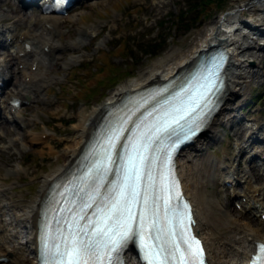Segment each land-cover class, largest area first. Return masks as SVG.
Here are the masks:
<instances>
[{
    "label": "rangeland",
    "instance_id": "374dc122",
    "mask_svg": "<svg viewBox=\"0 0 264 264\" xmlns=\"http://www.w3.org/2000/svg\"><path fill=\"white\" fill-rule=\"evenodd\" d=\"M7 1L11 4L14 2V0ZM247 1L249 0H221L219 7L213 3L208 9V16L198 17L196 23L193 18L197 17V12L186 10V0H91L84 6L75 8L65 17L64 22L62 21L63 17H57L60 23L61 38L59 40L58 34L53 37L60 43L62 41L71 42L73 39L81 37L80 45L76 48L66 46L58 49L56 53L63 52V57L60 60L59 68L51 70L52 73L46 74V66H40L39 73L49 79L47 84L41 88L43 99L23 104L22 108L15 113L19 117L18 119L24 121L21 125H17L19 132L13 134L9 130L10 132L5 134L4 140L0 141V182H2L0 186L7 189V196L11 200L27 203L37 193L40 176L57 163L55 154L49 150L51 143L54 140L63 141L64 138L72 135L74 132L73 123L76 121V117L73 116H76L79 111L101 104L113 90L148 70L156 59H164L165 55L170 54L173 49H176V54L185 50L189 44L191 45L200 38V34L205 31L209 23L221 19L224 12L236 9L238 5ZM255 2L264 7V0ZM147 4H154L157 13H149L148 9H145ZM249 6L254 7V5ZM28 11L30 13V8ZM17 13L23 14L22 11H10L9 7L2 5L0 25L5 27L10 24L8 21L1 22L5 14L16 15ZM254 15L256 19L263 16L264 13L255 11ZM239 17L246 21L247 27L243 29L261 34L258 44H254L263 46L264 26L256 27L250 18ZM189 27L192 28L188 29ZM32 28V31L36 30V27ZM79 29H87L89 35L80 36ZM67 30L71 32V36H68ZM4 38L5 35L2 36V39ZM122 45L127 46L124 51L121 48ZM157 48L161 51L157 56L144 51ZM261 54L263 55L249 58V66L255 71L256 76L245 79V88L231 105L233 111L224 116L222 122L216 123L212 133L215 134L216 140L213 143H208L212 148L206 150L200 160L207 172L206 181L203 184L204 190L208 193H216L224 200L227 198L232 200V204H229L231 211L241 221L248 222L250 226L259 229L264 235L262 222L250 216L242 203V207L239 205L240 203H237L241 199L234 197L240 192L241 187L228 189L229 196L226 194L227 191H223L221 187H219L221 190H217L215 187L218 183L211 176L215 164L207 161L218 159V163L225 166L223 173L226 174L230 170L228 167L230 159L233 161V166H236L237 160H239L240 167L246 168L249 155L257 150L258 146L255 145L252 152L250 150L239 159L240 151L236 144L241 143L242 150H247L249 143L247 134L250 131L248 128L264 123V50ZM104 57L119 67V73L130 69L133 71L113 88L107 89L110 81L105 80L102 87L96 89L99 87L100 78L109 76L105 70L107 67H103L100 63L101 60H105ZM70 59L73 61L66 65V61ZM11 62L15 70L21 71L14 77V80L19 82L25 67H18V63L14 60ZM85 62L89 63L85 65ZM96 65L97 68H95ZM228 72L230 73V69ZM89 89L91 92H88ZM256 95H259L258 99H254ZM228 124H231V127H227ZM232 127L239 130L237 136H233ZM43 132L50 134L51 143L27 139L20 142L12 141L14 136L26 135L32 138L40 136ZM0 133L4 132L0 131ZM61 147L54 150L59 151ZM18 164L23 166L22 171H16L15 167ZM261 171L262 169H255L254 184L257 187L264 183V175H261ZM238 177L242 179L241 175ZM15 210L18 211H15L14 215L21 218V207ZM212 213L210 212L208 215L219 218L213 219L215 222L210 221L207 236L218 246L221 242L226 243L235 236V226L233 221H221L222 212L215 216H212ZM22 230L20 237L25 238L26 230L24 228ZM223 249L225 248L223 247Z\"/></svg>",
    "mask_w": 264,
    "mask_h": 264
},
{
    "label": "bare ground",
    "instance_id": "6f19581e",
    "mask_svg": "<svg viewBox=\"0 0 264 264\" xmlns=\"http://www.w3.org/2000/svg\"><path fill=\"white\" fill-rule=\"evenodd\" d=\"M18 1V0H17ZM6 4L10 11H17L19 5L24 8L18 1L17 4L10 5L7 0H0V6ZM256 3L253 0H249L241 5H238L236 9H232L227 15H224L221 19H216L206 27L205 31L200 34V38L193 42L179 53H175L176 49H173L170 54L165 55V58L156 59L153 65L145 72L133 77L128 82L124 83L117 89L113 90L107 99L101 104L86 109L83 108L76 116V121L73 123L74 132L72 135L64 138L63 141L54 140L51 141L50 135H47L46 140H50L51 146L50 152L55 154L57 163L47 172L40 176V184L37 193L27 201L23 203L11 200L7 196L6 190L0 187V256H6L9 259L8 264H36V233L37 224L42 207L45 205V197L48 193V189L53 181L57 180L69 167L70 164L81 153L84 144L89 137L94 133L96 125L100 120L104 110L119 101L124 95L130 94L138 89L144 88L150 84L164 81L174 76L178 71L182 70L191 64L192 61L198 56V54L207 49L212 44H222L227 47L230 52L229 61V77L227 79V91L224 97L225 103L222 105L220 112L216 115L212 121L211 128L207 131L212 132L213 124L222 119V115L229 110L232 101L238 98L240 92L245 88V79L248 77H255V71L249 66V58L251 56H261L263 54L264 45H257L261 39V34H256L250 30L243 28L247 27L246 21L241 20L239 16L248 17L256 27L259 25L264 26V15L258 18H254L255 11H261L264 13V7L262 4ZM163 5V4H162ZM249 5H254L251 7ZM154 4L145 5V9L151 14L157 13ZM5 20H10L12 25L9 27V36L11 38V46L13 52H8L3 49L5 54L3 59H0V76L3 78L7 76L5 73L6 67L9 65L7 62L11 60V57L15 58L19 62L28 63L36 61L37 68L39 65L46 66V74L52 73L54 68L57 70L60 65V60L63 57V52L55 54L56 49H60L66 46L78 47L80 45L81 37L73 39L71 42L62 41L61 43L53 38V33L58 32L59 25L57 19L51 15L41 14L34 24L40 27L38 35L33 36L37 31H32L28 22L32 20L30 15L27 17L17 13L16 15L5 14ZM46 31V34H43ZM87 35L89 32L87 29H80L79 34ZM71 36V32L68 33ZM0 35H3V31L0 30ZM24 42L29 44V47L24 46ZM257 43V44H254ZM0 41V48L2 47ZM258 47H257V46ZM35 50L34 58H28V56ZM26 54L20 58L22 54ZM73 59L66 61V65L70 64ZM262 68V67H261ZM13 77V73L9 74ZM24 77H29L27 81L22 79L20 82H12L11 87L6 89L4 87L0 100V140H4L5 134L12 131L13 134L18 130L15 128L14 122L12 125L6 121V109L9 104V99L12 97L25 98L33 101L41 99V88L48 82L46 77L36 71L29 69L23 73ZM247 81V80H246ZM4 115V116H3ZM2 117V118H1ZM30 121V120H29ZM22 122V120H21ZM10 130V131H9ZM249 131V136L252 137L257 132L258 138L260 134L264 132V124L257 125ZM239 130L233 129V136H237ZM208 136H202L196 140V142L187 150H184L179 157L178 169L183 179L184 189L186 194L191 198L194 203L195 212L197 216V229L205 240L207 250L209 252V260L211 264H240L245 261L250 253L254 250V241H264V235L259 229L250 226L248 222L241 221L240 218L235 215L229 208L231 200L227 198L224 200L220 195L208 193L204 190V181L207 173L204 169V165L200 160V156L204 153V148H201L202 141L206 140ZM17 138L19 141H25L26 139L39 140L41 137H32L22 135L15 136L13 140ZM264 142V135L262 138ZM46 142V141H45ZM62 146L61 149H57ZM260 155H264V144L259 145ZM245 153L242 151V154ZM247 169L239 167V163L236 167L232 168L229 177L224 178L218 176V180L221 178L229 181L236 180V176L244 171V180L242 181V188L240 195L246 197L244 207L250 210V212L259 216L257 219L261 222L260 215L264 211V184L257 187L254 185L253 178H255V169L259 167L258 164H253V161H249ZM213 177H216L221 167L215 165ZM218 190V189H217ZM226 191V189H224ZM21 207L22 217L19 219L13 214L15 209ZM228 208V209H227ZM18 211V210H17ZM207 211V214H206ZM213 212L212 216L218 215L222 212V222H234L235 236L228 240L226 243H220L218 246L214 244L207 236L210 227V221L219 217H211L208 213ZM11 214V215H10ZM260 218V219H259ZM214 219V220H213ZM27 223V237L24 243L17 239L18 234H21V228ZM264 230V220L262 221ZM223 247L225 249H223ZM127 264H138L136 257L132 251L126 253ZM5 264V263H1Z\"/></svg>",
    "mask_w": 264,
    "mask_h": 264
},
{
    "label": "snow or ice",
    "instance_id": "6c2138e0",
    "mask_svg": "<svg viewBox=\"0 0 264 264\" xmlns=\"http://www.w3.org/2000/svg\"><path fill=\"white\" fill-rule=\"evenodd\" d=\"M194 109L189 110V114ZM180 112V108L175 109ZM186 116H178L170 122H166L162 128H157V133L168 131L173 125L183 128L180 124L181 120H185ZM159 138L158 136L156 137ZM120 139V131L116 130L112 137V146L115 147V141ZM126 139V138H125ZM123 147V145H121ZM141 147L146 145H132L133 155H129L127 159V168L122 169L124 179L117 186L115 196H110L105 209H100L104 214L105 228L97 227L93 232V236H107L115 229L119 241L128 239L134 235L131 227V222H137L142 225L147 232V238L153 240V244L144 243L146 249V258L148 264H172L173 260L178 261V264H203L202 249L199 247V241L194 243L190 240H183L186 245L181 249L180 244L174 239V233L161 224L159 213L163 208L164 216L171 208V197L162 195L165 191L163 185L159 188L156 184V179L151 174L152 159L144 155ZM120 159L117 153V161ZM147 168V171L144 169ZM141 181H144L143 190L140 188ZM140 205L141 211L139 217L134 213V209ZM91 207V205H87ZM108 221H112V225H108ZM107 229V230H106ZM85 235H88L85 232ZM72 246L65 252H61L57 246L55 256L59 257V264H88L84 259L85 255L92 256L97 253V242L89 236L87 241L76 239L78 233H72ZM119 241H113L116 245ZM52 264H56L53 260ZM264 264V260H262Z\"/></svg>",
    "mask_w": 264,
    "mask_h": 264
},
{
    "label": "trees",
    "instance_id": "16d2710c",
    "mask_svg": "<svg viewBox=\"0 0 264 264\" xmlns=\"http://www.w3.org/2000/svg\"><path fill=\"white\" fill-rule=\"evenodd\" d=\"M221 0H191V8H194V10H198L201 12L203 11H207L209 9V7H211V5L213 3H215L216 6L220 5ZM127 46L121 47L122 49H124ZM155 49H150L147 50L149 53L151 54H156V51H154ZM106 71L108 72V74H114L116 71V68L113 67L112 65H108ZM128 73H126L127 75Z\"/></svg>",
    "mask_w": 264,
    "mask_h": 264
}]
</instances>
